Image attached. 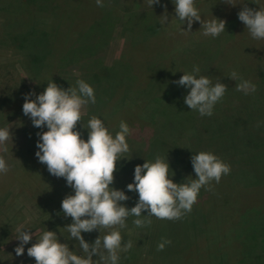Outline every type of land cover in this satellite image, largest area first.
Masks as SVG:
<instances>
[{
    "label": "rangeland",
    "instance_id": "374dc122",
    "mask_svg": "<svg viewBox=\"0 0 264 264\" xmlns=\"http://www.w3.org/2000/svg\"><path fill=\"white\" fill-rule=\"evenodd\" d=\"M25 2L37 13L33 10L29 15L22 13L23 0H0V128H9L13 135L5 144H0V152L10 140L22 139L30 132L47 131L46 127H34L30 118L23 114L24 94L43 92L50 80L65 89L76 87L78 80H84L94 88L96 103L82 106V121L76 126L82 138H88V130L83 125L86 126L93 115L103 119L113 134L119 131L121 121L131 130L126 138L130 151L125 154L127 157L121 158V167L117 166L114 183L110 185L121 189L120 180L124 182L123 190L129 199L121 203L127 207L135 206L139 198L138 193L134 194L126 187L134 180L135 166L146 160L154 161L158 154L168 157L175 183L183 182L189 175L195 178L191 156L200 151H211L230 164V173L222 178L236 181L241 178L245 184L254 181V185H250L253 188L263 182L259 183L258 179L264 177V39L251 36L238 19V12L244 3L257 10L264 8V0H230L235 6L224 0H195L202 19L209 21L217 17L226 21L225 31L217 37L205 36L199 21L193 22L190 32L184 31L187 23L181 24L175 17L172 0H160L152 7L148 0H103V7H98L96 0ZM60 10L63 23L53 36L54 42L51 40V51L49 31L45 26H35L44 24ZM164 13L168 16L165 22ZM28 16L35 17L33 28L25 29L22 25ZM237 26L240 29L236 36ZM13 35L19 39L11 42L9 38ZM135 40L140 44L133 54L131 42ZM132 56H137L138 63ZM193 66H199V75L208 76L213 84L221 80L228 86L211 116H201L198 111L191 110L184 102L190 89L174 83L183 72H191ZM233 71L255 84L256 91L248 95L236 91L239 80L229 77ZM146 78L148 80H144ZM96 80L108 83V86L100 87ZM127 163L130 169L124 166ZM15 175L20 176H15L13 186L6 189H9L5 192L8 197L0 202V227L13 232L10 242L0 239V250L3 251L19 241L14 232L22 219L29 227L34 226L33 221L39 216H31L21 209L22 200L17 195L21 174L18 171ZM20 184L23 185L20 189L24 188L20 193L30 191L38 211L39 205L54 211L51 218L56 224L52 229L57 232L60 242L67 243L71 250L75 247V252L81 254L80 245L70 238L66 227L72 218L65 217L61 208L64 197L74 194L65 178L39 181L35 186ZM221 184L212 182L211 190L202 187L197 199H212V190ZM200 210L193 205L191 212L181 219L162 220L160 233V222L156 217L144 227L134 225L136 217L127 218L126 224L133 225L122 237L125 243L131 241L129 250L137 253L133 259L145 254L146 258L155 256L157 261L167 262L173 255H184L185 259L194 258L196 264L207 263L203 260L206 247L209 240L218 235L199 233L205 219ZM147 214V210L142 212V215ZM221 220H224L223 215ZM230 221L221 222L217 232L232 225ZM190 230L193 232L191 238ZM108 231L110 229H101V236ZM87 234L85 238L91 244L100 232L97 229ZM182 235L186 240L191 239L187 243L192 244L188 250ZM226 235L232 239L234 234ZM162 237L170 239L171 244L158 251ZM123 254L120 252L119 256ZM126 254L119 264H133V259L127 260ZM218 261H221L220 257Z\"/></svg>",
    "mask_w": 264,
    "mask_h": 264
},
{
    "label": "clouds",
    "instance_id": "9594fccd",
    "mask_svg": "<svg viewBox=\"0 0 264 264\" xmlns=\"http://www.w3.org/2000/svg\"><path fill=\"white\" fill-rule=\"evenodd\" d=\"M149 6L160 3V0H148ZM175 5V17L181 24L187 23L190 32L194 21H199L205 36L217 37L226 29V21L215 17L205 21L195 7V0H172ZM230 3V0H224ZM98 7H103V0H96ZM165 13L166 6H165ZM164 13V14H165ZM168 16H163L167 21ZM238 19L249 30L255 39H264V8L254 9L243 4L238 12ZM199 66H193L191 72L183 75L174 83L190 91L184 97L185 104L198 111L201 116L213 115L214 106L224 97L227 85L217 80L213 84L208 76L199 75ZM237 81L236 91L245 95L254 93L256 85L250 80L239 77L236 71L230 76ZM77 86L65 89L55 81L47 82L43 92L34 91L24 94L23 114L28 116L36 128H47L38 132V161L47 166L48 172L57 177L65 178L74 194H68L61 203L65 217L72 222L66 225L70 238L79 242L82 253L78 255L67 243L60 242L57 232L46 230L37 237L36 232L20 230L16 239L19 244L15 248L17 256L23 255L33 235L36 242L27 248L29 257L36 264H96V255L104 264H118L120 252H127L132 247L131 241L124 242L122 230L127 228L126 220L133 216L137 227L150 225L151 217L164 220H178L191 212L197 201L201 188L211 190L212 182L219 183L222 176L231 171L230 164L211 151H200L191 156L195 178L187 176L183 182H173L175 175L170 167L167 156L156 155L154 161L146 160L134 168V180L127 184L129 191L138 192V201L129 208L121 203L129 196L124 190L111 187L114 183V172L117 162L130 151L127 137L131 134L128 124L120 122L119 131L114 134L105 125L103 119L93 115L87 125V140L77 130V123L82 121L81 109L85 104L96 103L94 88L84 80H78ZM35 97V98H32ZM259 126V125H258ZM9 128H0V144L12 139ZM7 151V147L4 148ZM130 159V158H129ZM9 170L5 158L0 155V174ZM147 210V215L142 212ZM99 230L100 235L91 244L82 232ZM101 229H110L101 236ZM171 240L162 237L157 246L162 251Z\"/></svg>",
    "mask_w": 264,
    "mask_h": 264
},
{
    "label": "trees",
    "instance_id": "16d2710c",
    "mask_svg": "<svg viewBox=\"0 0 264 264\" xmlns=\"http://www.w3.org/2000/svg\"><path fill=\"white\" fill-rule=\"evenodd\" d=\"M25 1L26 0H23L24 4L22 6H24L23 7L24 11L22 10V13H24L25 15H29L32 13V10L37 13V11L33 9V7L28 4V2ZM62 13L63 12L60 10L58 11L57 14L55 13L54 16L46 20L44 24H39L35 26V27L45 26L44 28L47 31H49L48 33L50 34L49 36H50L51 51L53 48L52 43L54 42L53 36L58 32L57 30L59 24L63 23L61 21ZM34 19L35 17L28 16V20H24L22 26L25 29L33 28ZM104 21H105L104 19L100 20L101 23H104ZM239 29H240L239 26L235 28L236 36L238 35ZM14 36L15 35L9 38L11 42L19 39V37L14 38ZM51 40H53V42H51ZM131 43H132L131 52L134 54L136 49L139 47L140 41L135 40ZM32 58H35V56L32 55ZM132 58H134V60H137V56H132ZM136 63H138V60L136 61ZM152 69L153 67L149 68L150 76L152 74L151 72ZM144 80H148V79L146 78ZM109 83H111V80ZM117 83L118 82H116L115 84ZM96 84L104 88L108 86V83L101 82L100 80H96ZM38 139L39 137L37 136V133L30 132V134L26 135L25 137H22V139L16 138L10 140L5 146L7 147V151L6 152L4 151L5 148L4 147L3 150L0 152V155H2L6 160V163L9 168L8 171H10V173L7 172L0 174V194H2L0 195L1 203H3L4 198L6 199L8 197V195L5 193L9 190V189L6 190L7 187L10 186L15 179L19 178L20 175H15V173H18V171L21 174L19 182L28 186H35V184H37L39 181L49 182L52 180H59L62 178V177L57 178L51 175L47 170V166L38 161V158L35 156V152L38 150L36 147ZM121 162L122 159H120L117 162V166L121 167L120 166ZM124 166L130 169L129 163L124 164ZM15 176L18 177L15 178ZM116 179L119 180L118 178ZM231 179L227 180L226 178H221L219 184L221 183L222 184L218 186V188L212 190L213 193L212 199H208V200L197 199V201L194 203V206L200 208L201 209L200 212L205 216V219L203 220L204 222L202 223V228L199 231V233L202 232V235L203 234L205 235L215 234L214 236L218 235L215 238L209 240L208 246L206 247L203 257V260H206L207 263H202V264H264V191L262 190L264 186L262 185V183L264 184V177L258 179V182L259 181L260 182L263 181V182L261 184H258L256 188L250 186V185H254L255 183L254 181H250L249 184H245V181L241 178H239V181H236L234 179H232L233 180L232 181ZM20 183H19L20 191L17 193V195H19L22 200L21 209L24 210L25 212H28L29 214L31 213V216H36L38 214L39 216L36 220L33 221L34 226H29V227L26 226L25 220L22 219L17 224V228L14 234L18 235L20 230L23 228H26L25 229L26 231H30L32 233L36 232L37 237L42 235V233L46 230L54 231L55 229H52V227L55 226L56 222L52 221L53 218H51V216L53 215L52 212L54 211L48 210L44 205L41 206L39 205L38 208L40 207L39 208L40 210L38 211L35 206L36 199L31 195V193H29L30 191H26L24 194L20 193L21 189H24V188L20 189V187H23V185H21ZM120 184L122 185L120 186V188L121 190H123L124 182L120 180ZM12 186L13 185H11V187ZM224 189H226L228 193L224 194ZM131 192L134 194L138 193L135 191H131ZM1 203H0V208L2 207ZM223 208H225L224 211ZM222 215L224 216L223 221L221 220ZM237 218L239 219L237 220ZM156 219L160 222V225L158 226L159 228L158 233H160L164 221L158 218ZM227 219L231 220L229 223L232 225H230L228 228L225 227L224 229H222L223 231L217 232L218 230H220L219 225L221 224V222L222 223L226 222ZM132 225H133L132 223L127 224V228ZM235 227L236 230H234L235 232H233V229ZM126 229L122 230L121 232L122 236H124V234L126 233ZM228 233L234 234L232 239H229V237L226 235ZM151 234L154 235V232ZM192 234L193 232L190 230V234H189L190 238ZM82 235L84 239L87 241V239L85 238L88 235L87 232L82 233ZM12 237H13L12 230L4 227H0V239H5V240L9 239L8 242H10ZM73 240L75 244H77L78 246L79 242L76 241L75 238H73ZM182 240H186L183 237V235H182ZM125 241L126 240H124V242ZM186 241L187 242L185 245L188 246V248H186L188 250L192 244L189 245L187 243H189L191 239ZM35 242H36V236L33 235L32 240L27 245L24 246L25 248L24 254L20 256H17L15 254V248L19 244V241L14 242L5 251L1 249L0 264H36L35 259L29 257L27 254V248L31 247L32 244H34ZM72 248L74 251L77 250L75 247ZM81 254L83 253L81 252ZM124 254H126V252H124ZM124 254L120 257L119 260H122ZM128 254L129 256L126 254L127 260H132L137 255V253L132 250H129ZM218 257L221 258L220 262L218 261ZM140 258L141 256L139 258L133 259L136 260L137 263H135V261L133 262V260L132 263L133 264L134 263L135 264H196L194 258L193 260L190 258L185 259L184 255H173L168 258L167 262H165V260L163 259L161 260L159 259L157 261L155 256L146 258L145 254L142 256L141 259ZM93 259L96 260V264H104V262L101 261L98 256H93ZM119 263L121 262L119 261L118 264Z\"/></svg>",
    "mask_w": 264,
    "mask_h": 264
}]
</instances>
